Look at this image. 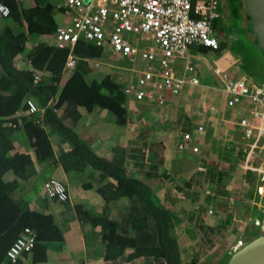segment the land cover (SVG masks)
Masks as SVG:
<instances>
[{"label": "trees", "instance_id": "16d2710c", "mask_svg": "<svg viewBox=\"0 0 264 264\" xmlns=\"http://www.w3.org/2000/svg\"><path fill=\"white\" fill-rule=\"evenodd\" d=\"M35 2L32 8L25 9L20 8L16 0H0L11 11L10 17L6 19L21 29L19 33H14L10 27L0 31V264L43 263L49 260L48 253L56 246L60 249L64 247L63 232L52 215L44 214L40 207L29 206V201L24 198H14L15 193L24 191V183L30 180V184H35L33 191L38 193L36 181L42 180V176L36 164L49 167L41 170L43 173H50L48 171L53 166L60 165L71 180H74L73 177L79 178L83 173L98 174V187L95 188L94 182L89 181L84 189L95 188L107 205L114 203L115 206L111 208L108 205L97 212L90 204H80L74 207V214L82 230L91 231L86 242L89 244L97 241L99 244L96 249H92L95 255H102L103 264H131L144 260L145 264H183L175 230L178 215L162 202L155 186L151 185L154 180L168 182L166 180H169V176L163 173V163L151 153L146 156L144 151L138 153L136 159L133 158L137 170L134 168L135 171L130 173L128 169L132 160L127 162L124 149L122 158L118 155L113 161H109L98 156L88 139L81 137L76 131V126L82 120V113L89 114L98 108L108 110L115 115L118 123L126 125L128 101L124 85L119 86L115 71L105 72V75L108 74L105 76L99 73L104 71L92 69L90 62L103 56L99 48L79 43L73 53L79 60L78 66L72 71L66 69L69 52L58 49L50 42H39L28 51L31 40L51 37L57 29L55 7L49 0ZM237 2L239 1L235 0V4ZM235 12L238 15V8ZM247 32L253 34L252 26L244 33ZM256 42L259 45L257 39ZM243 50L244 60L256 61L255 51H245V47ZM24 55L27 56L23 57ZM19 57L29 63L28 70L18 68L16 60ZM260 72L264 73V69H260ZM250 75L253 78L255 76ZM28 101L34 102L41 111L30 114ZM18 115L20 119H14ZM21 132L28 147L34 150L36 162L31 155L20 153L15 146V136ZM51 134L57 135L68 145L69 150H61L56 157L50 140ZM245 156L246 154L235 157L221 154L218 160L211 163L199 161V169L185 183L188 191L187 197L184 196L185 202L189 200L198 204L200 192L206 186L209 191L217 188L216 191L223 194L224 198L227 197L229 192L225 183L232 176L239 160H246ZM258 163L259 161L250 162L249 165L255 166ZM175 169L181 170L179 164L175 165ZM176 170L172 171L176 173ZM7 173H13L15 180L4 181ZM243 177L244 185H250L255 191L256 202L263 205L264 198L258 193V188L264 185L261 175L257 171L248 170ZM90 178L92 179V175ZM236 182L239 183L240 180L236 178ZM168 186L172 189L170 183ZM248 194V197H253L252 192ZM68 201L69 199L65 202ZM215 202L217 220H222L223 213L228 208L223 204L218 206L217 199ZM228 204L234 207L236 203ZM242 205L246 211H251L255 220L262 223L263 207ZM208 207L209 204L205 203L203 212H207ZM27 228L36 234V245L29 253L22 254L16 263H12L7 258V252ZM97 228L101 229L96 231ZM255 229L258 230L257 235H261L260 228ZM240 247H243L242 241ZM229 259L230 256L226 254L218 264H227ZM192 263L198 262L193 260Z\"/></svg>", "mask_w": 264, "mask_h": 264}, {"label": "crops", "instance_id": "0c3cea01", "mask_svg": "<svg viewBox=\"0 0 264 264\" xmlns=\"http://www.w3.org/2000/svg\"><path fill=\"white\" fill-rule=\"evenodd\" d=\"M16 1L20 5V8L23 7L25 9L32 8L36 3V0H31V3L30 0H26L29 1V6H26L24 0ZM238 1L239 2H237L235 5H237L240 14L237 16V19L239 20L240 18L241 20L239 27H236L235 24L231 22V13L224 2H220V18L217 21L221 20L222 24H225L221 27L222 29H224L225 26L226 29L235 27V29L238 30L236 32L241 34V32L244 33L248 30V28H250L251 22L245 7V1ZM54 7L57 11L54 18L58 28L59 26L65 24H61V21H64V13L61 7ZM4 19L6 20V18ZM217 21L214 24V37L219 41L220 49L213 51L202 46H195L188 51L190 62L196 61L195 66L193 64L196 73H192L193 75L191 74L190 77H197L200 80V86L195 88H199L197 89L199 91L201 89L204 92V97L202 99L201 97L198 99H193L192 95L186 92V89L192 86H187L181 95L174 96L178 98L177 100L171 99L173 95L169 94L168 92H160L158 97L165 101L163 106L149 102L140 103L135 101L132 97L130 99L128 98V103L132 109V111H127L128 122L126 125H122L118 123L117 120V123L126 129L127 134L121 133L119 137L116 138L112 130L108 129L107 132H105V134L102 136V138L105 139V142H108L109 144L113 142V144L108 147L101 145V142L104 140L99 138V133H96L97 131H92V127L94 126L93 119L97 118L98 116L99 120L102 121L100 118L102 116V112L100 110L102 109L98 108L89 114L82 113V120H80L76 126V131L81 137L88 139L95 153L97 151H101L104 154V158L108 159L109 161H113L118 155H120L119 158H122V145L123 147L127 146V148H125L126 152L123 153L128 163L132 160L129 163L131 166L129 165L128 169V171L131 173L136 169V161H133V158H135L138 153L145 151L146 156L148 153H151L160 163H163L162 167H164V174H172V170H176L175 165L178 166V164L179 166L182 165L184 168H186L184 165H190L193 169L196 168V170H198L199 161L201 160L212 162L215 159L218 160V157H220L221 154L229 156L233 155L234 157L238 154H246L243 149H239L245 148V150H247V145L250 143V141L249 139L245 138L241 127L237 124L243 115H239L238 110H232L227 106L225 103V96L220 91V86L228 81L239 80L244 77L248 78L250 75H247V73L243 72L245 67L243 63V53H236L234 51V47H231L230 45V39L231 37L234 39V36H229V34L220 32L222 30L217 28ZM6 27L12 28L14 33H19L21 31L19 26L15 25L14 23H10L5 26L3 25L0 27V31H3ZM24 30L25 29H22V31ZM218 34H222L223 37L218 36ZM245 35L246 39H249L253 43L252 46L254 47V51L256 53L258 50L256 47L257 44L254 42V35L249 32H247ZM54 37L55 33L51 37L44 36L35 40H31L28 44V51L35 47L39 42H50L53 44V46H56L57 44ZM80 44L93 46L84 42H81ZM76 47L73 48V53L76 50ZM146 48L147 46H140V49ZM99 49H101L102 52L108 51L111 56L109 58L101 57L99 60L90 62V66H92L93 70L100 68V65L105 66L111 63L110 61H112V58L115 56V54H113L110 50L102 48ZM61 50H67L70 53L68 48ZM210 55L213 56L208 57ZM25 56L27 55H24L23 57ZM16 63L18 68L21 70L29 69V63H26L25 60H22L20 57L17 58ZM184 68L183 60H179L175 66V73L179 78L183 77ZM217 70H221L220 75L216 74ZM99 73H103L105 75V72ZM92 74H94V72ZM95 75H98V73L95 72ZM115 75L117 76L115 79L117 80L118 84L122 83L120 76H118V74ZM249 78H251L253 82L256 83L253 77ZM132 83H134V81H132ZM216 100H220L221 102V106L219 108H215L213 106V103ZM131 104H133L134 107H132ZM208 104L211 105L210 108H207ZM212 108H214V111H212ZM202 112H204L203 115H201ZM107 117L108 116H106V119ZM16 118L19 120L20 116L18 115L14 117V119ZM90 121L93 122V124H91ZM199 126H203L205 128L204 133L198 132ZM188 132L194 136L193 142H191V144L200 148V152L198 154L192 153L191 150L185 152V154L183 152L176 153L169 149L170 142L176 141L178 144L182 140V136ZM96 135V140H93V137H96ZM15 137V146L19 148V152L31 155L32 159L36 162L34 150L28 147L25 136L20 137V133H17ZM50 140L55 150L56 157H58L61 150H69L68 145L63 143L57 135L51 134ZM218 144L222 149L220 152L217 151L216 145ZM184 155L187 157L184 158ZM245 158L246 160L243 161V164L246 166L248 156L246 155ZM36 168H38V172L42 176L43 172L41 170H44L45 168L47 170L49 167L46 165L39 166L36 164ZM48 172L50 173H46L47 177L42 176V180L36 181L38 183V193L33 191L35 184H30V180L27 181V183H24L23 192H17L14 195L15 199L21 200L24 198L29 201V206L40 207L42 208L44 214L52 215L56 224L63 232L64 247L60 249L56 246L54 250L48 253L49 260L39 264H89L90 260L91 264H103L102 255H95V253H93V249H96L99 244L97 241H91L89 244L86 242V237L89 234L91 235V231L89 229L84 232L80 222L76 219L74 214V207L80 204H90V206L95 208L97 212H101L105 206L108 207L109 205L111 208L115 206L114 203L107 205L104 198L96 192L95 188H97L99 185V183H96L98 181V174L90 172L91 174L86 175L83 173L79 178L73 177L74 175H72L74 180H71L70 176L60 165L56 167L53 166ZM90 175H92V179L90 178ZM50 178L58 179L66 185L69 192L68 202H58L45 196L43 183ZM13 180H15L13 173H7L5 175L4 181L12 182ZM89 181L94 182V190L84 189V185H87ZM168 184V182L163 181H151V185L157 187V193H159V191L163 188L170 189L169 186L167 187ZM100 229L101 228H97L96 231H99ZM93 259L97 260L98 263L93 262ZM137 263L142 264L140 261H136L134 264Z\"/></svg>", "mask_w": 264, "mask_h": 264}, {"label": "built area", "instance_id": "2783aa9c", "mask_svg": "<svg viewBox=\"0 0 264 264\" xmlns=\"http://www.w3.org/2000/svg\"><path fill=\"white\" fill-rule=\"evenodd\" d=\"M64 25L55 32L56 47L69 49L66 69L74 70L79 60L73 48L81 42L97 48L110 50L113 54L129 59L134 83L124 88L125 95L140 103L163 106L165 101L158 97L160 92L179 96L187 86L199 87L197 77L188 78L195 72L188 51L202 46L213 51L220 49L214 37V24L220 18L219 0H61ZM10 8L0 4V16L8 18ZM68 22V23H67ZM147 46L140 49V45ZM183 60V77H177L175 66ZM140 61V69L135 64ZM216 74L220 75L221 70ZM228 107L241 106L244 114L237 124L250 143L244 150L248 156L246 168L257 171L264 184V82L259 85L251 78L225 82L220 86ZM30 114L41 109L32 101L27 102ZM214 111V108H212ZM204 112L201 113L203 115ZM198 132L204 133L203 126ZM194 136L188 132L182 136L178 150L200 152L193 146ZM257 158L259 163L250 166ZM264 186V185H263ZM258 191L261 195V189ZM45 196L65 202L69 199L66 185L51 178L43 185ZM36 245V234L29 228L13 243L7 252L8 259L15 263L19 257L30 252Z\"/></svg>", "mask_w": 264, "mask_h": 264}, {"label": "rangeland", "instance_id": "374dc122", "mask_svg": "<svg viewBox=\"0 0 264 264\" xmlns=\"http://www.w3.org/2000/svg\"><path fill=\"white\" fill-rule=\"evenodd\" d=\"M219 1L221 3L224 2L227 5V8L231 13V17H230L231 22L234 23L236 27H239L241 20L240 18L239 20L237 19V16H239L240 14L238 13V15H236L235 11H237V6L235 5V0H219ZM24 2L26 3V6H29L28 4L29 1L24 0ZM49 2L53 6H59V4L62 3L61 0H49ZM0 19H1L0 27H2L3 25L5 26L7 24L13 23L11 20L8 19L5 20L1 16ZM217 22H218L217 28L218 29L220 28V30H222L220 32L229 34V36L230 35L234 36V39H232V37L230 39V45L231 47H234V51L236 53L240 52V54L241 53L244 54L245 53L243 50L244 47H245V51L254 52V47L252 46L253 43L249 39H246L245 33L241 32V34H239V32H236L238 30H236L235 27L226 29L225 26V28L222 29L221 27L224 26L225 24H222L221 20ZM62 23L63 20L61 21V24ZM218 36L223 37L222 34H218ZM255 39L256 38L254 36V42L256 44L257 42ZM256 47L258 50L256 52V57L258 60L256 59V61H251V62L244 60L245 67L243 72L247 73V75H250V73L255 75L253 79L256 81V83L261 85L264 82V73H261L260 69L261 70L264 69L263 67L264 62H263V55L261 48L259 47V45H256ZM110 56L111 54L108 51L103 52L102 57L109 58ZM212 56L213 55H210L208 57H212ZM110 62L111 63L105 66L100 65V68L98 69L104 72H111V73L115 71V73L118 74V76H120L121 78L120 80H122L123 85L126 86L131 85L132 81H134L135 78L131 77L132 65L129 62V59L121 58L115 55L112 58V61ZM195 63L196 61L191 62V64L192 65L194 64V66ZM140 66H141L140 61H138L137 64H135V69L139 70ZM191 74H188L187 77L191 78L190 77ZM249 77L252 76L250 75ZM115 78H117V76H115ZM197 89L199 88L189 87L186 89V92L192 95L193 99H198L200 97L202 99L204 97V92L201 89L200 91ZM171 99L177 100L178 98L173 96L171 97ZM213 104L215 108L216 107L219 108L221 106L220 100H216ZM131 106L134 107L133 104H131ZM210 106L211 105L208 104L207 108H210ZM126 108L127 111H132L128 102L126 103ZM229 108L232 110L235 109L238 110L239 115H243L244 113V110L241 106L239 107L231 106ZM100 111L102 112V116L100 117L102 121H100L99 117L97 116V118L93 119L94 126L92 127V131H97L96 133H99L98 135L99 138H102V136L105 134V132H107L108 129L112 130L116 138H118L121 133L127 134L126 129L117 123V118L115 117L114 114H112L108 110H100ZM106 116H108L107 119ZM91 124H93V122H91ZM22 136L24 137V134L21 132L20 137ZM93 138H94L93 140H96L97 135L96 137ZM103 140L104 141L101 142V145L103 146L105 145L106 147H108L111 144H113V142L109 144L108 142H105V139ZM169 144H170L169 149L178 153L176 149V141L170 142ZM216 147L218 152L222 150L221 146L219 147V144L216 145ZM125 148H127V146L123 147L122 145V151L124 149V151L126 152ZM96 153L104 157V154L101 151H97ZM184 156H185L184 158L187 157L186 155ZM252 159L253 162L257 161V158L256 159L252 158ZM184 166L186 168L180 165V168L181 167L182 168L180 171L176 170V173L172 171V174H167L169 176V180L166 181H168V183L172 185V189L163 188L162 190L159 191L158 196L171 211H173L176 215H178L176 216L175 230L179 238V244L182 251L183 264H193L192 263L193 260L197 261L198 262L197 264H218V262L222 258H224V256H226V254H229L230 256L234 254L239 248H241L240 247L241 241L243 242V246H245L250 241H252L254 237L256 238L259 236L257 235L258 230L256 229L254 230V228L259 227L261 230L262 223L259 220H255V218L252 216L251 211H246L244 208H242L243 207L242 204L248 206H256L258 208L263 207V209H264V204L261 205L259 202L258 203L256 202L255 199L257 197L255 196L254 193L255 191H253L250 185L249 186L244 185L245 177H243V174L247 172L248 169L246 168L245 164H243V162L240 160H239V164H237L236 166V169H234L232 176L229 179H227L225 183V186L227 187V191L229 192L226 195L227 197L224 198L223 194L216 191L218 190L217 188L215 190L213 189L212 191L211 190L209 191L208 186H206L205 190H203V192H200L201 195L199 196L198 204H193L192 201L189 200L188 202H185L184 196H186V193L188 192L185 183L194 176L197 170L196 168L193 169L190 165L189 166L184 165ZM42 176L47 177L46 172H44ZM236 178L240 180L239 183L236 182ZM156 188L157 187L155 186V189ZM180 189H182L183 191H180ZM251 192L253 193V197H248L249 195L248 193ZM263 198H264V193H263ZM215 199H217L218 201V206L223 204L225 205L224 207L228 208V211L225 210V213H223L224 215L222 220H217L216 217L217 213L214 212L215 207H217V205L214 206V204L216 203ZM230 202L236 203L234 207L229 206L228 203ZM205 203L209 204V207L207 209L209 211V212L207 211L208 213L203 212V205H205ZM253 221L255 223H253ZM260 230L258 234H260ZM90 261L89 264H91ZM93 262L98 263L94 259ZM142 264H145V261H143Z\"/></svg>", "mask_w": 264, "mask_h": 264}, {"label": "water", "instance_id": "95a60500", "mask_svg": "<svg viewBox=\"0 0 264 264\" xmlns=\"http://www.w3.org/2000/svg\"><path fill=\"white\" fill-rule=\"evenodd\" d=\"M250 17L252 33L264 57V0H244ZM227 264H264V211L261 235L234 253Z\"/></svg>", "mask_w": 264, "mask_h": 264}, {"label": "clouds", "instance_id": "9594fccd", "mask_svg": "<svg viewBox=\"0 0 264 264\" xmlns=\"http://www.w3.org/2000/svg\"><path fill=\"white\" fill-rule=\"evenodd\" d=\"M97 66H99V65H97ZM119 84H120V85H119L120 87L123 86L122 83H119ZM125 87H127V86H124V88H125ZM126 96H127V95H126ZM127 98L130 99L131 97H128V96H127ZM178 144H179V143H178ZM178 144H177V142H176V149H177V151L180 152V153H182V152L185 153V151H180V150H178V147H177ZM186 152H187V151H186ZM66 188H67V187H66ZM67 190H68V189H67ZM258 193H259V191H258ZM68 194H69V192H68ZM259 195H260V196H263V195H261L260 193H259ZM25 253H27V252H25ZM28 253H29V252H28ZM23 254H24V253H23ZM20 257H21V256H20ZM20 257H19V258H20ZM7 258H8V257H7ZM8 260H9V259H8ZM18 260H19V259H18ZM18 260H17V261H18ZM9 261H10V260H9ZM17 261H16V262H17ZM10 262H11V261H10ZM16 262H15V263H16ZM12 263H13V262H12Z\"/></svg>", "mask_w": 264, "mask_h": 264}, {"label": "bare ground", "instance_id": "6f19581e", "mask_svg": "<svg viewBox=\"0 0 264 264\" xmlns=\"http://www.w3.org/2000/svg\"><path fill=\"white\" fill-rule=\"evenodd\" d=\"M261 187H264V186L262 185ZM238 250H240V249H238ZM238 250H237V251H238ZM237 251H236V252H237ZM236 252H235V253H236ZM228 255H229V254H228ZM231 256H232V255H230V258H231Z\"/></svg>", "mask_w": 264, "mask_h": 264}]
</instances>
